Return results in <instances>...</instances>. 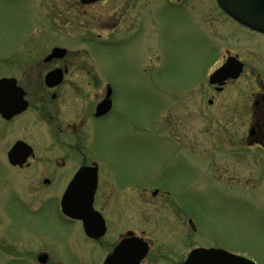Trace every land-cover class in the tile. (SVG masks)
<instances>
[{"label": "flooded vegetation", "instance_id": "flooded-vegetation-1", "mask_svg": "<svg viewBox=\"0 0 264 264\" xmlns=\"http://www.w3.org/2000/svg\"><path fill=\"white\" fill-rule=\"evenodd\" d=\"M33 1L41 6L39 19L45 37L63 35L66 39L63 43H52L49 48L44 44L46 53L42 58L39 55L28 60L16 59L9 66L10 72L0 75L15 81L4 90L22 88L28 103L25 110L9 118L0 112V154L13 168L19 183L11 202L23 203L26 213L29 209L34 215L33 220L0 221V264H185L192 251L200 248L244 255L241 250L200 243L201 225L190 219L172 222L173 230L165 228L168 224L164 222H133L134 204L147 203L149 191L152 195L156 191L157 195L159 188L150 189L134 185L130 179H118L115 169L85 152L89 138L96 139L100 124L110 118L115 106L108 85L101 96L99 84L104 82L92 53L100 45H106L101 40L144 33L147 0ZM220 11L224 20H231L235 25L216 26L210 32L213 41L206 56L209 63L206 90L190 91L194 112H199L207 122V130L213 136L210 145L213 150L223 154L230 150L243 168L247 164L254 166V174L261 183L264 178V32ZM57 47L65 49L64 52L47 60ZM38 49L37 44L31 48ZM52 71H57L54 80L60 78V81L48 85L46 76ZM12 97L11 105L16 103ZM107 98L112 101L111 108L97 115L98 106ZM176 131L178 143L182 144L183 138L187 141L181 128ZM19 141L27 145L17 150L18 160L13 163L10 151ZM53 141L59 147L58 154L49 149ZM189 146L197 148L193 142ZM216 151L209 155L213 162L223 158ZM83 167L97 168V186L92 198L93 210L86 211V181H83L77 205L84 211L79 219L63 212L61 198ZM105 170L109 180L103 179ZM34 220L46 224L38 227L27 223ZM54 221L64 231L59 241L54 240ZM196 258L193 264H205L204 256Z\"/></svg>", "mask_w": 264, "mask_h": 264}, {"label": "rangeland", "instance_id": "rangeland-1", "mask_svg": "<svg viewBox=\"0 0 264 264\" xmlns=\"http://www.w3.org/2000/svg\"><path fill=\"white\" fill-rule=\"evenodd\" d=\"M216 2L147 0L144 33L100 41L106 45L97 47L92 57L104 82L99 84L101 96L105 84L111 86L115 106L100 124L96 142L89 138L85 152L115 169L118 179L159 188L157 195L149 191L147 203L134 204L133 222H164L173 230L172 222L191 219L201 225L200 243L241 250L264 264V178L260 183L254 166L243 168L230 150H215L223 158L211 161L213 136L194 112L190 94L206 90L210 32L216 26L235 25L224 20ZM41 11L33 0H0V75L9 73L16 59L42 58L44 44L49 48L65 42L63 35L45 37ZM36 44L39 49L31 50ZM178 127L186 135L182 144L177 142ZM191 142L197 148L190 147ZM49 149L59 153L54 141ZM104 172L103 179L109 180ZM18 184L0 154V221L34 219L23 203L11 202ZM53 224L54 240L59 241L64 231L59 222Z\"/></svg>", "mask_w": 264, "mask_h": 264}, {"label": "water", "instance_id": "water-1", "mask_svg": "<svg viewBox=\"0 0 264 264\" xmlns=\"http://www.w3.org/2000/svg\"><path fill=\"white\" fill-rule=\"evenodd\" d=\"M85 3L95 2L97 0H82ZM220 7L230 14L233 18L237 19L241 23L255 28L257 30L264 31V0H217ZM64 49L55 48L53 53L49 56L52 57L55 53L63 52ZM222 69H219L218 73ZM57 73L51 72L46 76V83L48 85H55L60 81L54 80ZM15 83L14 79H0V112H2L7 118L14 114L22 112L28 106L27 101L24 98L25 92L22 88L16 87L14 91L4 90L5 86L11 83ZM15 99L16 103H9V100ZM111 105V101L105 100L98 106L97 115L106 113ZM26 143L19 141L15 144L12 151H10V160L13 163H17V150H20ZM27 145V144H26ZM19 154V153H18ZM16 157V158H15ZM83 181H86L84 186L85 199L87 201L86 211H92V198L97 186V168L96 167H83L74 176L70 182L67 191L62 199L63 211L71 217L82 218L81 214L84 210L78 207L80 190H82ZM89 222V221H85ZM89 227V225H86ZM204 256L205 264H255L253 261L244 257H236L233 254L228 253L221 249H198L194 250L189 256L186 264H191L196 257ZM236 258V260H235ZM238 259V261H237Z\"/></svg>", "mask_w": 264, "mask_h": 264}]
</instances>
